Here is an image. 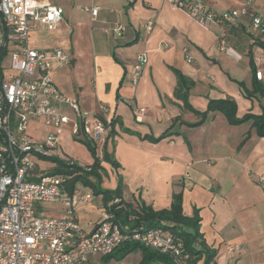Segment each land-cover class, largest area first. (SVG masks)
Here are the masks:
<instances>
[{
  "label": "crops",
  "instance_id": "crops-1",
  "mask_svg": "<svg viewBox=\"0 0 264 264\" xmlns=\"http://www.w3.org/2000/svg\"><path fill=\"white\" fill-rule=\"evenodd\" d=\"M204 1L218 14L249 7L264 17V0ZM46 2L62 9L63 20L54 32L36 25L30 46L62 49L71 64L54 67L56 86L76 98L85 112L96 115L107 109L106 118L113 123L107 144L119 168L103 163L109 175H104L102 187L115 190L122 178L124 201L155 210L170 208L173 195L181 192L184 215L192 218L198 213L200 232L217 252L216 264H264V137L250 122L231 125L219 112L194 126L201 117L177 96L174 73L177 69L193 81L187 100L195 111H207L210 100L232 99L239 119L261 115L262 102L247 99L240 84L252 89L249 53L261 59L255 69L264 83V47L256 44H264V35L255 31L249 18L232 27H202L166 0ZM93 6L100 8L96 18L85 10ZM150 21L154 27L148 34L145 26ZM118 25L126 28L120 37L110 32ZM221 41L234 54L220 51ZM144 52L148 64L134 86L135 60ZM47 132L42 122L32 125L37 138ZM247 132L251 136L242 144ZM165 133L170 136L155 140ZM98 197L91 213L74 212L87 233L105 212L102 196ZM47 211L44 214L51 217L67 215L63 204ZM231 246L238 249L232 252ZM142 259L143 252L137 250L121 262L94 256L89 264H140Z\"/></svg>",
  "mask_w": 264,
  "mask_h": 264
},
{
  "label": "built area",
  "instance_id": "built-area-1",
  "mask_svg": "<svg viewBox=\"0 0 264 264\" xmlns=\"http://www.w3.org/2000/svg\"><path fill=\"white\" fill-rule=\"evenodd\" d=\"M166 1L202 27H232L241 18H249L255 31L264 35V17L249 7L218 14L208 9L204 0ZM85 10L93 18L100 12L97 6ZM62 20V9L46 0H0V264H89L91 257L111 256L126 242L178 258L182 245L170 233L130 231L108 212L92 231L85 232L74 212L92 195L79 191L71 195V176L50 174L49 169L57 168L58 163L48 158L78 165L57 153L62 149L59 134L63 129L69 128L75 140H89L102 149L113 132L107 109L96 115L85 112L76 98L63 94L54 83L52 71L68 67V55L62 49L36 50L30 46L36 25L54 32ZM153 27L154 22H148L146 33ZM125 30L124 25H118L110 32L120 37ZM219 47L234 54L225 41ZM184 52L191 63L192 57ZM148 60L147 52L136 57L134 86L139 84ZM253 62L260 67V58L254 57ZM256 78L262 80L260 71ZM38 122L48 129L41 138L32 134V125ZM42 162L49 167L40 168ZM54 204H63L67 215L57 218L44 214L43 210ZM237 249L230 247L232 252Z\"/></svg>",
  "mask_w": 264,
  "mask_h": 264
},
{
  "label": "trees",
  "instance_id": "trees-1",
  "mask_svg": "<svg viewBox=\"0 0 264 264\" xmlns=\"http://www.w3.org/2000/svg\"><path fill=\"white\" fill-rule=\"evenodd\" d=\"M256 44L264 47L261 41H256ZM251 55V65L253 68V82L252 89H248L243 83L245 97L249 100H258L262 102V114L253 115L248 114L243 119L237 117L238 106L236 101L232 99L224 100H210L207 111L201 113L192 109L188 103V94L194 85L193 81L183 75L179 70L174 69L177 76V96L185 102L188 110L195 112L201 117L199 123L194 126H201L208 119L210 113L219 112L223 114L229 124L240 125L250 122L251 128L255 130L259 137H264V83L257 80L256 69ZM176 122V121H175ZM113 125V123H112ZM113 132L111 133V136ZM170 136L165 133L162 137L155 140L165 139ZM251 136L250 132L244 135L242 144H244ZM88 148L97 155V146L87 140L84 142ZM50 162L58 163L57 168L50 170L51 175L65 174L71 176L69 182V192L74 194L79 191V187L91 189L95 195L102 196L105 212L113 215L114 221L127 227L130 231L141 230H161L170 233L175 239L176 243L182 245L181 255L178 258L164 255L159 252L150 250L139 244L126 242L113 255L104 257L108 260H115L121 262L127 258L131 253L140 250L143 252V259L140 264H216L217 252L211 249L204 240L200 232L201 219L197 214L189 218L183 212V195L177 193L173 195V200L170 208L163 210H155L144 203L137 204L128 203L122 199L123 197V180L119 178L118 186L115 190H106L102 187L105 169L103 163L111 165L113 168H119L118 162L114 159L113 153L109 151L108 144L103 148L102 158H95V162L88 167H80L78 165H68L58 159L52 157L48 158Z\"/></svg>",
  "mask_w": 264,
  "mask_h": 264
},
{
  "label": "rangeland",
  "instance_id": "rangeland-1",
  "mask_svg": "<svg viewBox=\"0 0 264 264\" xmlns=\"http://www.w3.org/2000/svg\"><path fill=\"white\" fill-rule=\"evenodd\" d=\"M53 2V0H52ZM3 43V39H2V32L0 30V45ZM84 140H75L71 133H70V129L69 128H65L60 132V144L62 146V149H59L57 151V153H60L63 157L65 158H69L72 159L73 161H75L80 167H88L91 166L94 162H95V158H102V145L97 147V155L95 156L93 154V151L87 147V145L84 143ZM49 167L48 163H40V168L42 169H47L46 167ZM52 169H49V171ZM109 175L108 171L105 170V176ZM79 192L81 194L84 193H90L92 195V200L88 201L86 203H82L80 204L77 208H76V213H79L81 210L86 209V211L90 212L89 209H91V207L93 206H97V203L93 205V203L95 201H99V197L97 195L94 194V192L89 189V188H85L83 186L79 187ZM50 206H47L46 210L44 209V213L49 214V212L47 211ZM91 213V212H90ZM39 215L40 211L38 212ZM92 214L96 215L97 212L94 211L92 212ZM80 226L83 228V226L81 225V223H79Z\"/></svg>",
  "mask_w": 264,
  "mask_h": 264
}]
</instances>
